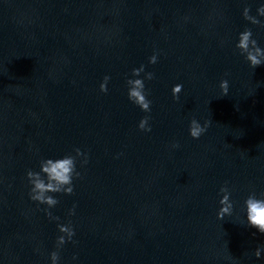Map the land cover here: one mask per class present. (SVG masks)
Here are the masks:
<instances>
[{
	"label": "water",
	"instance_id": "obj_1",
	"mask_svg": "<svg viewBox=\"0 0 264 264\" xmlns=\"http://www.w3.org/2000/svg\"><path fill=\"white\" fill-rule=\"evenodd\" d=\"M261 4L0 0V264H52L69 223L59 264H264L244 203L264 193V65L236 48L245 28L264 48V27L243 17ZM141 65L138 78L154 73L150 113L128 98ZM193 118L211 122L199 139ZM76 148L88 163L78 158L74 194L50 193V209L33 201L28 170ZM226 182L234 212L220 220Z\"/></svg>",
	"mask_w": 264,
	"mask_h": 264
},
{
	"label": "clouds",
	"instance_id": "obj_2",
	"mask_svg": "<svg viewBox=\"0 0 264 264\" xmlns=\"http://www.w3.org/2000/svg\"><path fill=\"white\" fill-rule=\"evenodd\" d=\"M256 16L251 14V8L245 7L243 10V17L246 21L250 22L252 25H260L264 27V22H262L259 17H264V4H261L257 9ZM236 48L239 50L240 54L245 57L246 61L249 62L250 66L255 69L258 66L264 65V48H261L258 41L253 38V31L251 28H245L243 32L239 34V42L236 44ZM158 62V54H153L149 58V63L156 64ZM145 72V66L141 65L139 68H134L132 70V76L137 78H129L127 80L128 85V98L134 104L141 108L142 111L146 113L151 112L152 101L148 99V92L146 91L145 79H154V73L147 72L144 79L138 78L141 73ZM111 80L110 76H105L103 82L100 85V91L107 94L108 83ZM220 88L222 90L223 96H227L229 93V82L225 79L221 81ZM183 90L182 84H177L173 87L172 93L176 100H179V94ZM150 116H145L140 121L138 127L141 131L151 132V126L149 124ZM210 121H205L203 125L193 118L189 125V133L193 139H199L210 126ZM172 147L178 148L179 144H173ZM75 155L67 154L62 158L57 159H42L40 162V171L28 170L27 179L30 188V198L38 202L39 204H45L48 208L55 207L59 200L50 195V193H63L66 195H72L75 191L74 180L81 177L80 171L77 169V163L79 157H84L80 162L81 165H86L88 163V158L80 148L74 149ZM220 192L223 194L220 204L222 207L218 212V218L224 220L226 216H232L234 212V202L231 199V191L227 185L220 188ZM245 207L247 213L248 224L256 228L261 234H264V193H261L258 197L255 192L248 195L245 200ZM75 205L70 210V215H75ZM47 211V209H46ZM50 218L59 220V217H52L51 211H47ZM59 231L64 235L57 238L56 247L57 250L51 253L52 264H59L60 252L59 249L63 247L67 242L72 241L75 236V230L68 225H58ZM262 252H264V246L259 247L255 251V256L259 259L261 258ZM76 259V257H73Z\"/></svg>",
	"mask_w": 264,
	"mask_h": 264
}]
</instances>
